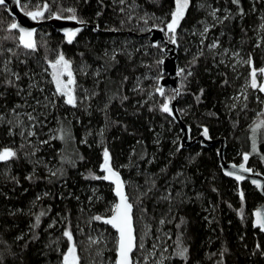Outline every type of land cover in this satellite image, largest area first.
I'll list each match as a JSON object with an SVG mask.
<instances>
[{"label": "trees", "instance_id": "1", "mask_svg": "<svg viewBox=\"0 0 264 264\" xmlns=\"http://www.w3.org/2000/svg\"><path fill=\"white\" fill-rule=\"evenodd\" d=\"M42 2L21 0L29 5L26 10ZM49 2L64 16L70 15L64 10L74 9L78 20L91 27L69 44L65 36L44 26L35 38L37 51L30 54L3 39L15 20L0 7V150L18 153L7 164L0 162V264H61V253L68 247L62 236L66 228L78 245L80 264H114L116 233L101 222H90L95 215H108L116 202L107 181L90 178L104 175L100 166L105 147L127 184L137 234L150 225L151 244L155 236L162 238L167 248L163 255L171 257L164 264H264V234L252 220L264 198L249 182L238 184L223 174L220 144L182 148L180 127L159 111L165 98L154 92L157 80L149 76H162L157 61L165 58L164 46L154 47L143 35L149 28L165 26L174 0H127L123 5L119 0ZM239 8L231 0H191L177 29L179 70L191 72L179 76L178 109L194 136L207 128L213 139L226 140L227 161L237 163L249 154L250 166L264 174V127L252 131L264 121V100L244 88L250 66L243 63L250 58L257 69L264 67V0H240ZM212 9L220 10L222 23L214 21ZM205 23L210 31L201 37ZM212 42L219 47L210 51ZM61 52L72 62L78 99L86 95L82 89L95 93L76 108L53 95L47 61ZM8 79L13 86L5 83ZM164 90L172 94L171 88ZM26 113L37 118L34 128L27 127L32 122ZM62 127L70 130L71 139H51ZM28 131L35 135H21ZM45 140L50 142L41 143ZM150 187L152 191L143 195ZM169 193V200L162 199ZM41 211L46 214L34 227ZM162 218L170 222L160 225ZM89 237L102 242L89 247ZM177 237L188 249L186 259L173 255ZM160 255L157 249L147 264ZM138 256L136 252V259L143 257Z\"/></svg>", "mask_w": 264, "mask_h": 264}, {"label": "snow or ice", "instance_id": "2", "mask_svg": "<svg viewBox=\"0 0 264 264\" xmlns=\"http://www.w3.org/2000/svg\"><path fill=\"white\" fill-rule=\"evenodd\" d=\"M127 0H119L120 4H125ZM13 3L18 6L21 12L27 17H29L33 21H39L46 18V13L48 14V18H54L57 20L66 19L71 21H76L77 23L84 24L85 21L78 20L77 16L75 15V10L72 8H68L64 11L70 13V15L64 16L61 13L55 12L52 10L51 4L49 0H43L42 3H37L32 5L34 10H26L29 8L28 4H22L21 0H13ZM191 0H174V10L170 12V20L165 24L163 28L159 30L165 32V35L168 37V42L175 45L177 43V29L179 28L181 21L185 18L186 12L190 7ZM231 3L235 4L239 8L240 0H231ZM6 6V0H0V7ZM205 5H201L204 7ZM123 11V9H121ZM219 9H212L209 13L214 21L222 23L223 20L218 15ZM239 12L243 15V9L239 8ZM228 16L223 17V19H228ZM145 24L148 23L147 20L143 21ZM213 27L215 24L212 25ZM261 28L264 29V25H261ZM81 29L77 28L75 30H65L64 36L67 39V42L71 44L76 37V35L80 32ZM6 31L9 33L8 36H5L3 39L8 40L11 39L15 42V46L17 48H22L26 50V54H30L32 52L37 51V43L34 39L35 30H29L21 26L19 23L13 21L9 23L6 27ZM148 31H152L151 28ZM210 31L209 26L205 23L203 30L200 32L201 37H206V34ZM203 42V41H202ZM154 47H160L159 44H154ZM208 49L214 50L219 47L217 42H212L209 44ZM8 52H12V49H7ZM203 54L202 52L200 53ZM225 54H227V50H225ZM116 53L111 55V59L115 60ZM234 55H238L235 53ZM105 56H108V53H105ZM158 64L163 63L162 60L157 61ZM250 66V81L246 83V87H250L254 91H258L260 93H264V79L258 80V76L264 78V67L257 69L253 66L252 60L249 58L246 61H243ZM48 68L51 69L50 76L51 81L50 83L54 84L55 92L53 95L58 98L63 99V104L69 105L73 108L78 107L79 104L83 103L85 99H88L90 95H95V93L87 94V90H81L86 93L85 96H82L80 99L77 97V80L75 78V74L72 68V62L65 57V55L61 52L58 53L54 60L47 61ZM47 71V69H45ZM83 71V69H81ZM87 74V73H85ZM15 80L19 79V76L15 73L11 74ZM178 76H190L191 72H187L185 69H180L177 72ZM97 76L99 73L97 72ZM125 80L127 77L124 78ZM9 86L14 85L13 79H8L5 81ZM43 91V89H41ZM154 92L159 94V96L164 97L165 99L158 105L159 111L162 113L167 114L168 116H172L175 119V115L173 112V108L171 106L172 100L176 99V97L181 95V90L179 88L173 89L171 95H166L165 90L163 87L159 86V77L157 78V84L154 89ZM241 95L247 99L246 93L242 92ZM127 99V97H124ZM239 99V97H236ZM47 100V97H45ZM49 103L54 104V101H49ZM37 104H41V101L37 100ZM44 107H48V104H43ZM19 107V106H17ZM15 113V109H13ZM18 115V114H17ZM26 118L30 123L27 127L34 128L36 125L37 118L32 115V113H26ZM2 119V117H0ZM11 123V122H10ZM22 123V122H21ZM264 127V121L261 124H257L253 129V133ZM22 136L31 137L35 135L34 131H28L27 133L21 132ZM203 135L205 137L208 136V129H203ZM51 139H59L61 141L70 140L71 139V132L70 130H66L63 127L59 130V134L56 136L51 137ZM50 141L45 140L41 141V143H49ZM253 151H255V139L253 140ZM33 154H35L33 152ZM18 157V153L16 150L12 148H3L0 150V162H4L7 164L8 161L16 159ZM103 163L100 166L101 172L105 173L102 176L90 174V178L95 180H104L109 181L112 185H114V193L117 197V201L111 206L108 210V215L101 216L95 215L90 218L91 221L101 222L105 225H109L112 229L115 230V261L114 264H147L148 257L152 256L155 257L157 254V249H159L161 255L159 260H153L152 264H164L165 259H170L171 257H165L163 255L164 252L167 251V248L163 246L161 243L162 238L159 236H155V242L151 244L152 251L148 253V256H144L140 259H136L134 257V253L139 251H147L145 249L144 241L141 238H138V234L136 228L134 227V220H133V203L130 202V197L126 192V185L125 181L121 178L120 173L116 171L111 164V154L107 147L103 150ZM249 159L248 154L243 155V160L246 163ZM245 163H241L239 165V171L248 173L251 172V169L245 166ZM232 167H236L233 165ZM163 171V170H162ZM52 176L57 175L56 172L50 173ZM226 176H234L237 181H242L245 179L243 175H239L237 173L226 171ZM89 178V177H86ZM27 179H32L31 176L27 177ZM147 182V181H146ZM252 183L256 185L258 188L261 187V184L257 180H252ZM154 182L152 187H154ZM152 188L150 187L143 195H148V192H151ZM241 199L243 200V193L241 192ZM171 198V194L169 193L167 196L162 197L164 200H169ZM39 199V197L37 198ZM145 211H147L145 209ZM46 213L41 211L38 215H35V223L34 227H38L41 221V217H43ZM255 221L254 227L259 229L260 232H264V211L257 210L255 212ZM170 221L162 218L159 220L160 225H164ZM183 222V221H182ZM52 226V225H50ZM179 227V225H177ZM152 235V228L150 225H145L143 229V236L144 237H151ZM166 235V239H171V236L168 234ZM62 236L66 238L68 242V247L65 252L61 253L62 260L61 264H80L81 257L78 254V245L74 240L73 233L70 229H65L62 233ZM18 239H22V237H18ZM101 238H88L89 247L92 245L100 244ZM166 243V240H164ZM176 247L174 249L173 255L179 257L181 259H186V255L188 252L187 247H184L182 244V240L180 237H177L175 242ZM259 248V245H257ZM226 251V250H225ZM101 253L98 250L97 255L99 256ZM223 255V253H221Z\"/></svg>", "mask_w": 264, "mask_h": 264}, {"label": "water", "instance_id": "3", "mask_svg": "<svg viewBox=\"0 0 264 264\" xmlns=\"http://www.w3.org/2000/svg\"><path fill=\"white\" fill-rule=\"evenodd\" d=\"M5 7L7 8V12L15 20V22L19 23L21 26H23L26 29H29V30L34 29L35 30L36 34L34 36V39L36 38L37 33L44 26H51L56 32L62 34L63 36H64L65 30H75L77 28L83 30L86 27H91L87 23L80 24V23H77L76 21H71V20H66V19L57 20L54 18H47L44 20L33 21L29 17L25 16L23 14V12L20 11L18 6L13 3V0H6V6ZM159 29L160 28L155 27L152 29V31L147 32V34H145L143 36L144 37L148 36L149 41L152 44H162L164 46L163 53L165 54V58L163 59V63H162V76L159 79V85L161 87H163L164 89H167V88L177 89V88H179V76L177 75V72L179 71L178 44L176 43L175 45H173V44L169 43L167 36L165 35V32H162ZM138 37H142V36H138ZM178 103H179V96L176 97V99H174L171 102V106L173 108V112L175 115L174 121L176 122V124H178V126L180 127V130H181V135H182L181 147L182 148H190V147L199 143L203 147L210 148L216 144H220V148L218 150V157L220 160V166H221L223 174L225 175L226 171H231V172L237 173L239 175H243L245 177V179L242 181H237L234 176H226V175L225 176L227 178H230L233 181L237 182L238 184H243L245 182H249L250 185L253 186L261 194V196L264 198V174L256 171L255 169H253L250 166V163H249L250 155L248 154L249 159L246 163L244 162V160L240 163L227 161L226 156H225L226 140L225 139H213L212 136L210 135L209 131H208V136L205 137L203 135V130L198 136H194L190 126L184 121V119H183V117H182V115L178 109ZM241 163H245V166L247 168L251 169V172H248V173L240 172L239 171V165ZM233 165H236V167H232ZM112 167H113V165H112ZM114 169L116 171H118L116 168H114ZM120 176L124 180L121 173H120ZM252 180H257L261 184V187L258 188L256 185H254L252 183ZM107 182L113 187V193H114V185H112L109 181H107ZM125 185H126V192L128 194L126 182H125ZM114 196H115V193H114ZM115 198L117 201L116 196H115ZM130 202H132L131 198H130ZM257 210L264 211V203L262 205H260L253 212V215H252L253 225H254V221H255V215L254 214ZM134 213H135V207H133V220H134V227H135ZM107 226H109V225H107ZM114 232H115V230H114ZM261 233L264 234V232H261Z\"/></svg>", "mask_w": 264, "mask_h": 264}, {"label": "rangeland", "instance_id": "4", "mask_svg": "<svg viewBox=\"0 0 264 264\" xmlns=\"http://www.w3.org/2000/svg\"><path fill=\"white\" fill-rule=\"evenodd\" d=\"M46 19V18H45ZM42 20H44V19H42ZM77 36V35H76ZM75 39V38H74ZM167 39H168V37H167ZM164 54V53H163ZM164 57H165V54H164ZM50 72H51V69L49 68V74H50ZM51 77V76H50ZM161 77V76H160ZM149 78H150V80H157L156 78L154 79V76H149ZM260 79H264V78H262V77H259L258 76V80H260ZM250 81V80H249ZM160 86V85H159ZM245 89H246V91H247V88L249 89L250 87H244ZM172 90L173 89H171V91L170 92H172ZM253 92H254V95H255V97H262L263 98V100H264V93H260V92H258V91H254V90H252ZM166 94H169L167 91L165 92ZM247 94V93H246ZM173 101V100H172ZM241 161H243V159L241 160ZM240 161V162H241ZM240 162H237V163H240ZM138 238H141V239H143V241H144V245H145V249L147 250V251H139V256L137 257V258H140V257H144V256H148V253L149 252H151L150 251V244H151V241H150V237H144L143 236V229L139 232V234H138ZM147 252V253H146ZM146 254V255H145ZM149 258H155V257H152V256H149L148 257V260H149Z\"/></svg>", "mask_w": 264, "mask_h": 264}, {"label": "bare ground", "instance_id": "5", "mask_svg": "<svg viewBox=\"0 0 264 264\" xmlns=\"http://www.w3.org/2000/svg\"><path fill=\"white\" fill-rule=\"evenodd\" d=\"M167 36V35H166Z\"/></svg>", "mask_w": 264, "mask_h": 264}]
</instances>
